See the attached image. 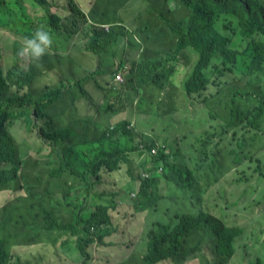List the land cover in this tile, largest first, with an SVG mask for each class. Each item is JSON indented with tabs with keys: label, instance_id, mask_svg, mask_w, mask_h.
I'll return each instance as SVG.
<instances>
[{
	"label": "rangeland",
	"instance_id": "rangeland-1",
	"mask_svg": "<svg viewBox=\"0 0 264 264\" xmlns=\"http://www.w3.org/2000/svg\"><path fill=\"white\" fill-rule=\"evenodd\" d=\"M50 5H57L50 0ZM71 0H63L62 6ZM75 1V0H74ZM264 4V0H256ZM151 5L161 7L162 0H97L93 10L90 12L85 4L83 8L89 12L91 19L98 18V14H104L102 22L110 24L124 22L127 26H133L135 22V13L143 12L145 14L143 23H150L152 18ZM169 7L177 8L172 1L169 2ZM30 8V6H28ZM36 9V8H35ZM45 8L44 10H47ZM40 13L41 10H40ZM151 15V17H150ZM33 13L26 16L24 21L28 24ZM82 17L76 14L74 18ZM6 22H14L8 15H3ZM81 23V22H80ZM230 23L229 25H226ZM67 29H70L71 22L64 23ZM129 26V27H130ZM114 28V27H113ZM79 29V26H78ZM111 30V27H110ZM129 30V28H128ZM254 34L248 27L241 25L239 21L232 15L231 11L225 13L220 17V22L211 29L208 34H201L198 30L188 32L189 36L199 35L207 41V48L209 45L219 46V43L225 44L227 50L231 51L235 59L234 76H229L222 79L223 83L218 81L219 86H211L210 94H216L218 90H222V95L213 96L210 98V105L208 108L199 106V104L188 98L185 89V82L192 78L193 66L199 61V54L196 52L188 53L187 63L179 67V71L173 76L171 82L166 86L163 92L156 89L154 86H146L137 79L135 82H127L125 88L121 89L119 86L110 87L112 80L108 85V89L112 90L106 103L102 102V94L97 92L94 87L87 90L91 92L92 97L87 98L81 103L74 102L73 105L67 104L64 100L58 101L56 106L50 111L54 118L61 126H67L70 121L81 120L94 128L98 124V120H103L105 124L117 126L123 120H135L137 127L132 128V134L138 139L142 140L145 147H150L159 139H165L167 143L176 140L177 137L183 139L182 147L174 157L181 162L186 168L192 169L188 173L186 169H182L178 174V180L183 181V186L180 189H172L171 183L168 185L167 197L171 199L172 194L178 196L174 201L166 199H159L155 197L157 206L160 210L168 207L171 209L170 218L176 214L179 216L187 212H193L195 216L205 217L206 213H210L221 219L226 225L237 227L242 230L239 232L224 234V240L228 237H233L236 240L235 254L227 264H245L248 256L251 259L248 261L252 264L256 259L264 264V242L256 244L264 238V116L254 124L249 131L237 130V145H233V151H230L231 145H226L225 142H220L224 133L246 119L249 116L250 106L258 105L257 94L259 93L258 86L264 84V68L261 72L250 76L248 79L252 81L251 91L255 94L241 93L245 91V85L249 80H245L247 66L254 57L255 44L262 43L259 39L256 42H251L245 38V35ZM123 37L122 39H126ZM17 37L11 32L0 31V57L1 67L8 71L14 67L20 69V73L11 75L10 80L13 87L7 92V95H13L17 90V82L20 81V74L23 70H27L29 61L27 59H20L17 51L20 48ZM69 41V38L68 40ZM211 41V42H210ZM8 44V45H7ZM10 44V45H9ZM168 50H175L180 46L175 42L165 43ZM7 46V47H6ZM85 45L79 43L71 44L70 51L66 54L60 53L61 58H55L56 72H45L36 78L34 86L37 89L45 86H54L56 82L67 79L68 77L73 84L79 80V76L86 77L94 76V71L91 67H97L99 59L91 55L92 60H86L79 51ZM197 52L203 49V46H190ZM139 58V57H138ZM138 58L133 54L130 56H123L118 54L116 56L117 63L122 62L124 66H137ZM225 57L219 55L207 54V59L211 60L209 73L211 76L214 73L215 61ZM116 68V67H115ZM115 69H113L114 71ZM104 71L102 67L98 69V73ZM123 78L125 81V74ZM238 79L241 81L236 83V87L227 86L224 83ZM91 79V76H89ZM98 79V77H97ZM130 79V78H128ZM239 89L241 92H239ZM78 93L76 98L79 99V89L71 90V93ZM264 91V88H263ZM241 93V95H238ZM101 94V97H100ZM233 94L235 99L233 101ZM264 96V94H263ZM250 100L248 102L246 99ZM103 103V105L101 104ZM109 105H114L116 112L111 121H106L103 117L105 108ZM193 107V108H191ZM101 109L97 116V111ZM118 111H122L118 113ZM252 120V117H251ZM110 128V126L108 127ZM20 135L26 136V131H21ZM228 137V136H227ZM206 138V140H202ZM90 140V139H88ZM36 140L34 137L30 138V146L26 141L22 140L20 145V156L27 165H30V176L41 179L43 187L47 188L49 193L48 198L28 201L26 198H20L16 204L9 206L6 211L8 215L0 218V238L5 240L6 249L8 252H13L17 255L24 256V262L30 260L31 252H34L42 243L46 242L48 234L42 232V235L35 231H31V227L42 229L46 224L42 214H36L38 209L50 210L49 204H60L62 206L71 205L76 210H73L74 215L79 213V197L87 198V193L83 190L79 191V181L75 180L70 175V170L67 167L62 169L59 165V152L54 151L50 147L43 149L35 147ZM88 151L84 147L83 154L79 156V164L81 172L84 173V166L86 161L85 153ZM207 153L205 166L210 167L198 169L199 156ZM53 155L51 162L52 168H47L48 155ZM127 152L116 147L107 148L103 158L105 160H118L121 156H127ZM145 159L150 161L148 153H145ZM74 158L67 161L72 168ZM148 164L142 165L145 171ZM28 168V166H27ZM50 169V170H49ZM103 169L101 176L106 177ZM120 178H130L131 176L125 174L115 175ZM193 179L199 182L198 188L202 191L199 194L195 193V187L192 182ZM36 182V181H35ZM124 185L104 187L103 185H95V189L91 192L98 202H102L107 197H117ZM162 193V191H159ZM131 197V192L126 194ZM187 198L191 201L187 202ZM199 199V200H196ZM51 212V211H50ZM53 216L60 223H64L63 215L60 213H53ZM161 219V216H158ZM22 227L27 228V232L21 230L19 237L8 240V233H12ZM36 234L31 241L30 238ZM217 236L210 240L209 244L197 251V254L202 257L203 261L209 260L205 253L210 254L212 262L214 258H219L215 253L213 245L217 240ZM72 245L75 244V238H72ZM38 244V246H36ZM25 246L26 251L18 250V246ZM198 247V246H197ZM138 255L143 252L144 246L141 242L137 246ZM111 258H116V255H109ZM176 249L172 248L165 251L161 255L162 259L158 264H177L175 261ZM189 257H196V253L191 251ZM7 264V263H3ZM226 264V263H225Z\"/></svg>",
	"mask_w": 264,
	"mask_h": 264
},
{
	"label": "trees",
	"instance_id": "trees-1",
	"mask_svg": "<svg viewBox=\"0 0 264 264\" xmlns=\"http://www.w3.org/2000/svg\"><path fill=\"white\" fill-rule=\"evenodd\" d=\"M42 1V0H40ZM92 1V0H91ZM94 2L87 3L86 0H80L79 3V14L82 15L80 20L86 21V15L82 10H85L83 4L87 8L93 9ZM177 4L176 9L169 7V2ZM28 2L30 5H37L32 0H0V5H4L2 12L0 11V31L11 32L17 37L20 42L21 39L30 38V35L26 37L20 36L14 27L12 22H6L3 19V15H8L13 19V12L16 14V18L20 19L16 25L21 26L18 28L20 31L25 30L23 25L27 23L24 21L22 13L26 9L25 3ZM68 8L70 10V19L75 16V9H78V5L73 1L68 2ZM231 11L232 15L239 21L241 25L249 28L254 34L245 35V38L249 39L251 42H256L259 39L262 43L255 44L254 57L247 66L245 80L256 73H259L264 68V4L256 0H162L161 7L156 5H151L152 18L150 23H143L145 14L143 12L135 13L136 25L131 26V31H126L123 26H114V28H120L119 32H107L103 27L92 26L91 28L97 34L96 39L90 43V48L94 53H97L101 47L100 40L103 42L112 43L117 39V36L128 35L131 33H136L141 38L148 41V46L140 54L138 58V64L135 67V71L131 72L130 81L136 76L142 83L146 86H154L156 89H165L166 86L171 82L173 76L179 71V67L188 61V53L196 52L199 54V61L193 66V74L191 79H187L185 82V89L188 92V97L197 96L201 103L205 106L210 104V98L213 96L222 95L223 91L218 90L216 94L206 95L209 92L211 86H219L218 81L229 76H234L235 70V59L232 58L233 54L231 51L227 50L226 45L219 43V46L209 45L207 48V41L205 38H201L199 35L189 36L188 32L198 30L201 34H208L211 32L213 26L220 22V17ZM28 15H25V17ZM151 17V15H150ZM46 22H42V18H38L36 21L31 20L27 31L30 29H35V27L40 25H45L44 28H55L61 31L63 25L60 24V18L56 15L47 11ZM79 19L71 20V28L75 32V27L79 26L81 22ZM122 23V22H121ZM148 24L144 28V26ZM227 23L226 25H229ZM66 27V25H64ZM34 31V30H33ZM116 33L118 35H116ZM166 42L177 43L180 48L175 50H168ZM211 42V41H210ZM201 44L203 49L197 52L190 46H197ZM8 45V44H7ZM10 45V44H9ZM20 45V43H19ZM7 47V46H6ZM21 47V46H20ZM71 45L67 44L66 50L70 51ZM180 54L176 56V54ZM219 55L225 57V59L220 58L214 63V73L211 76L209 73V68L211 66V60L207 59V54ZM33 67V65H32ZM34 68V67H33ZM138 70L141 74H138ZM14 73H20V69L14 67L5 71L1 67V57H0V209L6 207L14 200H19L20 198L26 199H43L49 196L47 188L43 187L41 179L34 178L30 176V165L22 160L20 156V145L22 140L26 141L29 148L33 150L30 146V138L34 137L36 140L35 147L43 149L44 147H50L54 151L59 152L60 162L64 163L65 167L70 170V175L79 184H82L84 191L88 192L91 190L92 178L96 179L97 182L102 181L101 170L103 169L104 174L116 175L117 172L121 170V164L125 161V156H121L118 160H105L103 155H105L107 148L116 147V149H122L126 152L128 151L133 156L142 154L143 152L138 147V138L133 135L132 128L129 122L120 123L110 130L108 128L106 131L99 132L97 130H92L89 125L81 120L70 121L67 126H61L60 123L54 118L50 111L56 106L55 103L64 100L67 104H74V97L71 93V89L68 87V80H60V85L49 86V89L41 98H36L30 88L31 75L28 73L20 74V81L17 82V90L13 95H7V92L13 87V83L10 77ZM240 80L235 79L231 83L229 81L224 84L227 86H234ZM82 82V81H80ZM73 85H79V81H76ZM252 87V81L249 80L245 85V91L239 92L246 94H255L250 89ZM264 84L258 86L259 93L257 94L258 105L250 106L249 116L245 120L238 123L234 129H230L231 132L228 135V131L224 133L220 142H225L226 145H231L230 151H233V145H237L236 137L237 130L242 129L243 131H249L253 128L254 124L257 123L264 116ZM238 93V95H241ZM235 99V94H233V101ZM246 99V98H245ZM248 102L250 100L246 99ZM105 113L111 118L115 111H113L112 106H107L105 108ZM252 117V120H251ZM21 131H26V136L20 135ZM228 136V137H227ZM90 139V140H88ZM206 140V138L202 139ZM176 143L182 147L183 140L176 141ZM157 144L156 142L153 145ZM84 147L88 149L85 153L86 163L84 168V173L81 172V165L79 164V156L83 154ZM147 148V147H146ZM150 148V147H148ZM167 146L159 151L157 157L149 156L150 161L147 160L149 165V171L154 168V163H163L167 168L172 167V163L169 160ZM180 150H175L177 154ZM47 160V168L51 169L49 164L50 158L53 155L49 154ZM74 158L72 163V168L67 163L68 160ZM207 158V153L203 152L199 156L198 169L208 168L205 166ZM175 161L179 165V170L183 168L187 170L188 173L192 172V169L186 168L181 162ZM28 166V168H27ZM156 168V167H155ZM166 175V174H165ZM164 176V175H163ZM162 177V176H161ZM154 178H139V192L140 195L153 198L158 196L159 198L167 197L166 185H154L150 183ZM195 187V193L199 194L202 191L198 188L199 182L193 179L192 182ZM162 191L160 193L159 191ZM173 198V196H171ZM193 199V198H192ZM191 199V200H192ZM189 198L187 202L191 201ZM196 200H199L196 198ZM173 201V200H172ZM104 210H100L96 213L93 219L84 227V238L80 239L78 247L81 256L85 259L83 264H88L92 260V252L97 249L98 245L103 239L104 227L108 225V221L102 218L101 213ZM189 212L182 216L177 215L176 219L167 225H159L158 231L152 233L150 236L155 237V242L151 246V252L153 256V264H157L161 261V255L165 253L162 250L164 245H172L176 247H186L188 241L184 236L193 229L202 230L206 232H211V239L217 236L215 241V253L219 258H214L211 264H227L233 258L235 254V243L236 240L233 237H228L226 241L224 240V234H230L234 232H239L240 235L242 230L237 227H231L226 225L224 221L215 217L210 213H206V216H188ZM81 221L79 217V222ZM51 224L62 230L74 231L75 225H59L55 221H51ZM94 229V231H92ZM264 238L258 241L256 244H262ZM96 244V245H95ZM4 240L0 239V264L8 263L10 259H17V255L14 253H9L4 249ZM251 255L248 256L245 264H249ZM177 264H181L180 260L176 261ZM252 264H263L260 260L256 259Z\"/></svg>",
	"mask_w": 264,
	"mask_h": 264
},
{
	"label": "crops",
	"instance_id": "crops-1",
	"mask_svg": "<svg viewBox=\"0 0 264 264\" xmlns=\"http://www.w3.org/2000/svg\"><path fill=\"white\" fill-rule=\"evenodd\" d=\"M37 5H30V3L26 2L25 6L26 9L22 13L23 18H25V15H28L30 13H33V16L30 17V21L28 24L23 25L25 30L20 31L18 28L21 26H17L16 23L20 20L16 18V14L19 17V14L16 12H13V20L12 22L13 27L20 32V36H27L35 32V30L38 28L35 27V29H30L27 31V28L30 25L31 20L36 21L38 18H42V22H46L48 20L47 18V11H50L53 15H56L60 18L61 22L60 24L67 23V21H71L73 18L70 19V10L68 8V3L62 6L63 0H52L54 3H57V5H50V0H32ZM74 1V0H73ZM88 1V2H87ZM78 5V9H75L76 14H79V3L80 0L74 1ZM87 3L94 2V0H86ZM30 6V8L28 7ZM4 5H0V11L2 12ZM47 10H44L47 8ZM83 8L82 6H80ZM36 8V9H35ZM40 10L42 13H40ZM93 9H90L91 12ZM86 15V21L80 20V17L78 18L81 23H79V29L76 26L75 32L70 26V29L68 30L67 27H64L57 33L58 35V41H60V44L64 43L66 41L67 44H76L79 43V45H85L83 48L79 51V55L83 56L86 60L90 61L92 60L91 55L97 57L99 59V64L97 67H91L90 70L94 71V74L98 75V79H89V76L81 77L79 76V85H73L71 86V80L68 77L67 80L69 82L68 87L71 90H75V88L79 89V99L76 98V95L78 93H74L73 91V97L74 102L81 103L87 98L92 97L91 92H89L87 89L91 86L94 87V89L97 90L98 93L102 94V102L106 103L108 101V97L110 95V92L112 90H109L107 87L109 83L112 80L113 77L117 74L122 73L125 74V81L123 78V82L115 83L116 86H119L120 89L118 92L121 91V89L125 88L127 85V82L130 81L131 78V72L135 71L136 66H124L122 62L117 63L116 56L118 54H121L123 56H130L131 54L134 55V57H139L141 53L146 49V47L149 45L148 41L138 36L136 33H131L128 35H120L117 36V39L113 41L112 43L104 40H100V43L102 48L98 50L97 53H94L90 48V43H92L96 37L97 34L93 32L94 30L91 28L92 26L99 25V26H110L111 30L110 32H119L121 33L120 28H113L114 26H123L125 30L131 31V26H127L124 22L116 23V24H110L108 22H102V18L105 17L104 14H98V18L91 19L89 16V12L87 10H82ZM148 26L146 24L144 28ZM34 30V31H33ZM116 35H118L116 33ZM123 37H127L126 39H122ZM66 48V47H65ZM69 52V51H68ZM176 54V53H175ZM180 54H176V56H179ZM104 69L101 73H98V69ZM116 67V68H115ZM113 69H115L113 71ZM133 71V72H134ZM138 74H141V71L138 70ZM138 78L135 76L133 78V82H135ZM66 80V79H65ZM82 81V82H80ZM131 82V81H130ZM75 83V82H74ZM60 85V82H56L54 86ZM53 87V86H51ZM165 89H159V91L163 92ZM210 94V89L209 92ZM207 93V94H208ZM100 94V97H101ZM206 94V95H207ZM188 96V95H187ZM191 100L196 101L199 106H205L201 103V100L195 96V97H188ZM103 103H101L103 105ZM210 105V104H209ZM208 105V106H209ZM113 107V111L116 112V109L114 105H109ZM208 106H205L208 108ZM193 108V107H191ZM101 109L97 111V116ZM114 112V113H115ZM122 111H118L120 113ZM114 115V114H113ZM112 115V117H113ZM104 119L106 121H111L112 117L109 118L107 113H104L103 115ZM98 124L92 128V130H97L99 132L106 131L108 127L110 128L115 127L113 125L114 123H110L109 125L105 124L103 120H98ZM129 122L132 126L131 128L137 127V122L135 120H123L122 123ZM182 141L183 139L180 137H177L175 141L171 143H167L165 139H159L156 140L155 145H151L150 147H154L156 145H166L168 148V154H166L169 157L170 162L172 163V167L166 168V175L162 177L154 178L153 181L150 183L154 185H166L167 191H168V185L171 183L172 189H180L183 186V181L178 180V174L180 172L179 165L175 161V150H180L181 147L176 143V141ZM138 142H143L142 140H138ZM127 156L125 157V161L121 164V170L117 172L118 174H125L131 176L130 178H120L116 177L115 175H109L107 174L106 177H102L101 182H97L96 179L92 178V184L91 190L88 192L84 191V187L82 184H79V191L83 190L85 193H87V198L79 197V213L77 215H74L73 210H76L71 205H65L62 206L58 203L53 204L51 202L49 204L50 210L47 209H38L36 211V214L39 215L42 214V217L45 221V225L42 229L31 227V231H35L39 233V235L42 232L48 234V238L44 236L46 239V242L42 243L41 247H39L34 252H31L30 254V260L24 262V256L23 255H17V259H10L7 264H83L84 258L81 256L78 244L80 239L84 238V232L83 229L87 224L93 219L94 215L96 213H99L100 210H104L103 213H101L102 218L108 221V225L105 226L103 231V239L101 243L98 245L97 249H94L92 254V257L94 258V264H153L152 259L155 257L153 256L151 252V246L155 242V237L153 238L150 236L152 233H155L158 231L159 225H167L172 223L176 217L173 216V219L170 218L171 216V209L166 207L162 210H160L157 206V202L155 197L149 198L144 195H140L139 192V178L141 174L144 172L142 165L147 163V159H145V154H138L137 156H133L131 153L127 151ZM49 158V157H48ZM53 158H50L49 164L51 165ZM61 169L65 166L64 163H61L59 160V165ZM149 167V166H148ZM156 167V164L154 163V168L151 169L153 172ZM52 168V165H51ZM50 170V169H49ZM145 171H149V168H147ZM95 185H103L104 187H115L118 185L125 186L127 188H123L120 193L117 195V197H107L102 202H98L97 198L94 197V195L91 193L95 189ZM131 192V197H127L126 194ZM135 195V196H133ZM173 198H171L173 201L174 199H178V196L175 194H172ZM49 196L45 197L48 198ZM166 199V198H159ZM188 199V198H187ZM28 201H33L36 199H27ZM169 201L168 199H166ZM21 201L14 200L10 204H8L6 207L0 209V218L4 219L8 214L3 213L6 211V209ZM170 202V201H169ZM51 211V212H50ZM60 213L63 215V219L65 220L64 223L58 222L56 218L53 216V213ZM194 215V213L189 212L188 216ZM158 216H161V219H158ZM79 217L81 221L79 222ZM51 221H55L59 225H69L74 224L75 229L74 231L69 230H62L51 224ZM21 230L27 232L26 227H22L19 230H16L12 233H8L6 236L8 240L19 237V233H21ZM0 231H3L0 229ZM36 236L34 234L30 240L32 241L33 238ZM72 238H75V244L72 245ZM1 239V238H0ZM4 240V239H3ZM141 242L144 246L143 252L138 255V243ZM96 245V244H95ZM38 246V244H36ZM4 247L6 249V243L4 240ZM204 247L203 245H200L199 247H195L193 244L188 245L186 247H176L172 245H164L162 247L163 251L170 250L172 248L176 249V256L175 261L180 260L181 264H211L212 259L210 258V254L205 253V256L209 258L207 261H203L202 257L197 254V251H199L200 248ZM18 250L26 251L25 246H18ZM7 250V249H6ZM8 251V250H7ZM191 251H194L196 253V257H189L191 254ZM13 253V252H9ZM15 254V253H14ZM109 255H116V258H111ZM159 263V262H158ZM157 263V264H158Z\"/></svg>",
	"mask_w": 264,
	"mask_h": 264
},
{
	"label": "clouds",
	"instance_id": "clouds-1",
	"mask_svg": "<svg viewBox=\"0 0 264 264\" xmlns=\"http://www.w3.org/2000/svg\"><path fill=\"white\" fill-rule=\"evenodd\" d=\"M91 6H95V4H91ZM45 25H40V27L37 28L35 32L31 34L30 38L21 39L19 42L21 47L17 51V55L20 57V59H27L29 61L28 69L23 70V73H27V74L29 73L31 75L29 90L36 98H41L49 89H51L49 86H45L43 88L37 89L34 86V82L36 78L40 75H43L47 71L56 72L57 68H56L54 59L61 58L60 53H63V54L68 53V51L65 48L67 42L64 41V43L61 46L60 41H58V35H56V29L54 27L46 29L44 28ZM95 26L103 27L108 33L110 32V26H99V25H95ZM126 31H129V30H126ZM57 33H59L58 30H57ZM32 65L34 68L32 67ZM97 77H98L97 74H94V76L91 75V78L95 80L97 79ZM114 77H113V80H114ZM114 85H115V82H114ZM113 128L114 127L110 128V130H114ZM140 144L144 145L143 142H139L138 147ZM154 147H158L160 151L161 149L165 148L166 145L165 144L156 145ZM152 148L153 147H150V148L145 147L146 151L141 150L140 148L139 149L144 154L147 152L148 155L150 156L149 152ZM158 155H159V152L157 155L153 157H157ZM160 168H162V171H159ZM144 173L148 175V178H151V177H161L165 175L167 172H166V168L163 165V163H157V166L153 172L144 171L141 174L142 177ZM204 213L206 214V212ZM190 216H195V215H190ZM92 231H94V229H92ZM211 236H212L211 232L193 229L189 231L187 235L184 237L188 241V244L186 246L193 244L195 247L197 246L199 247L200 245L206 246L207 244H209L211 240ZM213 248L215 249V244L213 245ZM94 261L95 260L92 257V260L88 264H94ZM84 262H85V259H84Z\"/></svg>",
	"mask_w": 264,
	"mask_h": 264
},
{
	"label": "built area",
	"instance_id": "built-area-1",
	"mask_svg": "<svg viewBox=\"0 0 264 264\" xmlns=\"http://www.w3.org/2000/svg\"><path fill=\"white\" fill-rule=\"evenodd\" d=\"M114 82H115V83L123 82V76H122L121 74H117V75H115L114 80H113L112 83L110 84V87H116V86L114 85ZM139 148H140L141 150L146 151L144 145H142V144L139 145ZM158 152H159V148H158V147H153V148L150 150L149 153H150V155L155 156V155L158 154ZM159 171H162V168H160ZM143 177L148 178V175L144 173V174H143Z\"/></svg>",
	"mask_w": 264,
	"mask_h": 264
}]
</instances>
